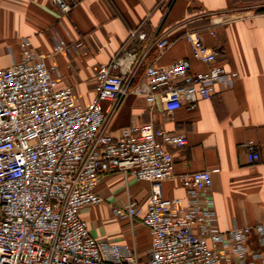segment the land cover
Masks as SVG:
<instances>
[{"label": "built area", "instance_id": "1", "mask_svg": "<svg viewBox=\"0 0 264 264\" xmlns=\"http://www.w3.org/2000/svg\"><path fill=\"white\" fill-rule=\"evenodd\" d=\"M49 2L61 14L73 6V0ZM184 37L206 69L192 71L186 58L145 64V51L121 48L97 66L88 102L59 85L56 66L30 37L20 40L19 58L0 66V264H264V222L220 230L210 170L174 174L171 148L186 144L184 133L150 122L121 126L116 134L110 129L125 96H142L150 106L159 99L169 112L192 110L214 95L217 82L234 83L237 72L218 63L220 50L207 46L199 30ZM81 44L55 32L50 56ZM154 44L162 52L171 40ZM241 146L248 162L259 160L253 139ZM116 171L150 183L145 203L128 198L112 210L133 234L140 226L148 230L144 259L130 243L93 235L81 215L102 201L96 187ZM174 177L184 194L163 196L162 182Z\"/></svg>", "mask_w": 264, "mask_h": 264}, {"label": "crops", "instance_id": "2", "mask_svg": "<svg viewBox=\"0 0 264 264\" xmlns=\"http://www.w3.org/2000/svg\"><path fill=\"white\" fill-rule=\"evenodd\" d=\"M264 0H73L68 14H61L49 0H0V66L20 56L19 42L30 37L32 44L45 52L46 62L58 70L60 86H71L88 102L94 95L93 78L97 66L121 48L145 51L144 63L169 65L186 58L192 71L207 65L191 57L186 30H199L207 46L218 48V63L238 76L231 86L215 84L209 99H200L194 109L182 106L172 112L157 99L150 106L142 96H125L113 116L110 129L117 133L130 123L150 122L155 128L180 132L186 144L171 148L174 174L210 170L212 205L218 228L255 225L264 222ZM215 31V36L209 29ZM57 32L69 44L81 46L69 53L51 54L52 34ZM146 38L140 40L138 34ZM171 44L162 52L155 47L159 37ZM253 139L259 160L250 163L241 143ZM118 175L103 177L96 191L99 204L82 210L97 237L132 244L139 258H145L149 234L140 227L133 234L125 218L103 223L113 203L109 193ZM125 180L128 198L145 203L150 183L129 175ZM177 177L162 182L165 197L183 195ZM117 200V199H116ZM115 200V201H116ZM253 245L257 246L255 238ZM264 250V248H263Z\"/></svg>", "mask_w": 264, "mask_h": 264}, {"label": "rangeland", "instance_id": "3", "mask_svg": "<svg viewBox=\"0 0 264 264\" xmlns=\"http://www.w3.org/2000/svg\"><path fill=\"white\" fill-rule=\"evenodd\" d=\"M115 174H117L118 176L113 179V185H115V184L119 185V184L122 183V186L120 188H118V189H116V190H114V191L109 193L108 197H110V198L113 197L112 198L113 199V203H111L112 204L111 208L108 211L107 217H105L103 219V223H109V222H112V221L115 220L114 217H113L114 215H113L112 210H113L115 204H118L121 201V199H124L126 197V194H127V187L128 186L126 185V182H125V180L127 178L119 171L118 172L116 171ZM119 199H120V201H118ZM140 227H143V226H140Z\"/></svg>", "mask_w": 264, "mask_h": 264}, {"label": "trees", "instance_id": "4", "mask_svg": "<svg viewBox=\"0 0 264 264\" xmlns=\"http://www.w3.org/2000/svg\"><path fill=\"white\" fill-rule=\"evenodd\" d=\"M262 10H264V8H262Z\"/></svg>", "mask_w": 264, "mask_h": 264}]
</instances>
